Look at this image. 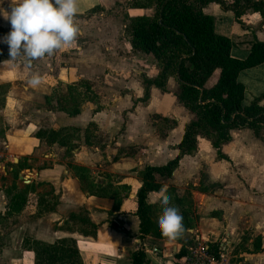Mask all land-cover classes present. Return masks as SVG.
Masks as SVG:
<instances>
[{"label": "crops", "instance_id": "1", "mask_svg": "<svg viewBox=\"0 0 264 264\" xmlns=\"http://www.w3.org/2000/svg\"><path fill=\"white\" fill-rule=\"evenodd\" d=\"M6 1L11 2V0H2V2ZM2 2H0V4H2ZM116 2H118V0H77L78 12L75 19H79L95 7H100V11L108 10L112 8ZM0 9H3L5 13L10 12V8L6 9V7L2 5H0ZM203 10L213 16L214 31L229 37L232 41L233 44L230 49L232 57L244 58L254 39L264 41V18H262L259 13L248 12L244 14L241 18L243 23L242 26L235 21L231 11L223 10L214 2L206 4ZM127 12L129 15L138 13L150 14L151 9L130 8L127 9ZM109 19L110 18L102 19L103 26L99 30H96V28H94L96 31L94 29L92 30L93 33L98 31V36L108 38V44H106L104 51L100 50V52H97L95 57L93 56L92 58L87 56L88 53L85 54L87 50L82 49V47L90 40L81 38L86 36V32L89 33L90 25H80L78 26L80 29L79 37L76 38L75 43L71 46L62 48L60 51V53L64 52L67 55L65 56L63 53L61 64L53 66L51 64L52 60H50L47 67L50 71L54 70V79L61 81L63 87L66 88L63 97L69 96V92L75 95L81 93L80 97L82 101L78 104V113L71 116L57 108L55 110L49 108L48 110L46 106H41L42 117L47 121L45 127H42V124L38 125L34 121L28 124L21 121V123L16 125V120L13 118H5L4 122H2L3 132L0 133V144H3L6 150L10 149L11 146L15 148L14 145H17L19 142H24L25 144L28 142L30 147L25 148H29L30 152H26L32 155H40L42 154L41 150H44L42 146L50 149L57 145H46L42 139L40 140L37 138L35 132L38 129L56 130L61 127H77L84 130L88 123L93 122L98 130L106 136L105 138L109 139V143L104 146V148L102 147V150H100L101 148L95 149L92 145L83 144L81 148L78 147L71 150L73 154L71 158H78L82 152L87 154H94L96 152V156L99 157H103V154L109 156L112 153L115 154L116 150L121 148L128 149L129 146H134L135 143L138 144L136 147L137 150L133 151L130 156L121 158L125 163H129L130 161V170L136 168L137 161L139 164L142 163L141 157L144 158L145 165H161L175 156L177 153L175 145L181 139L184 125L193 115L178 103L176 95L174 96L167 93V91L162 92L151 87L149 89V99L145 103L141 102L142 105L140 109L149 112H162L163 117L174 118V127L168 130L164 137H159L151 131L150 125L148 126L145 118L142 119L141 117L128 115L126 122L122 121L121 114H118L117 110L119 108H130V104L132 107V105H134L132 100L136 101L142 96L143 90L140 75L145 74L147 77L151 78L156 75L157 70L156 68L147 70L145 66V68L141 69L131 67L134 64L133 62L138 61L136 56L148 57V55L137 50H132L129 43V36H127L126 39H121L119 31L112 28L114 25L118 27L117 21ZM6 21L7 19L0 15V28H5L4 25ZM78 22L81 23L84 22V20H78ZM4 36L5 34H0V38ZM120 44L123 46L122 48L126 49L123 54L120 53L118 49L120 48ZM46 59L48 58L46 57ZM128 60H130V69L127 68L128 65L126 64L125 67L119 66L121 69L117 68L119 64L124 65L123 63H127ZM34 67L31 65H22L19 62L13 63L8 59L0 58V84L13 83L23 78L24 80L29 79L24 77L23 74L30 71L32 68L34 69ZM32 74H36V72L32 71L29 76H32ZM40 77L41 84L36 88L27 85L25 93H35V98L41 100L43 104L47 103V101L50 102L51 107L63 106L61 102L64 101V99H61V95L49 84L53 79H49V76L43 74L40 75ZM82 79L89 81L99 79L102 82V86L94 96L84 98V91L78 85L79 81ZM238 80L244 85L243 104L248 105L253 99L259 98V105L264 106V97H262L264 94V62L255 67L242 70L238 75ZM44 81L47 83H44ZM174 82L175 79L173 77L168 78L166 83L167 90H171L170 85L174 84ZM42 84L47 86H43ZM159 99L161 103L157 105ZM167 100L170 101L171 106L169 109L165 110L163 102ZM10 102L11 106L13 102L12 99H10ZM96 107H98L99 110H94ZM179 113H181L182 116H179ZM176 114L178 118L172 116ZM122 126H124L123 131L119 132L118 130H120ZM234 132L237 134H245L247 132V134H251L249 136L250 138H254L261 142V140L255 138L248 129H233L230 131V141L221 146V153L226 158H219L216 154V149L211 146L209 140L206 138H198L196 152L193 155L183 156L172 175L176 173L181 174L183 175L182 180H185L184 176H186L188 172L190 173L194 170L191 169L192 167H189V164L194 163L199 169L204 167L211 183L222 184V182L228 180L231 175H229L230 169L226 165V160L229 158L233 160L232 156L238 151V149H236L237 147H235V151L233 152L232 149L231 151L233 154H231L229 147L233 148L236 143H238V147H243L242 145H244V143L240 144L236 142L238 138L234 137ZM172 138H174L173 141L171 140ZM139 140H145L143 147H141L142 145L139 143ZM63 148L65 149V147H60V150ZM35 149L36 151H34ZM49 155L50 161H48V166L40 167L36 165L34 168H29L28 165H24L22 168L24 171L31 172V174L28 173V175H32L31 181L34 179V181L38 180L49 183L54 194L58 197V203L55 209L47 214H40L41 209L37 206V214L31 220L32 229H34V232H32L33 238L52 242L60 237H73L77 242L83 264H130V253L136 249L135 245L139 244V240L134 236L138 233V219L132 214L135 208V199H112L98 197L84 192L73 170L66 169L63 160L60 162L57 161L55 153H49ZM137 158L139 159L137 160ZM28 162L30 161L28 160L27 163ZM81 166L89 168L90 165L86 164ZM143 167H137L134 173H138ZM131 175L132 173H130V187L133 191H136L140 185V181L134 184ZM126 182L127 179L122 181V184H127ZM5 188L6 187L2 188L0 185V213L4 211ZM152 193L155 192L148 193L147 197ZM129 196L135 197V193L129 194ZM146 200L152 204L154 202V199ZM241 202L244 204L249 203L241 201V199H198L197 203L200 209L198 211L199 217L196 227L200 230L199 235L207 236L209 239L214 236L213 239H210L213 241L222 240L218 237L221 232L218 226H220L221 221L222 223L225 222L223 229L229 230L227 231L229 234L225 233L223 239L231 246L232 240L229 235H231L232 230L228 229L231 225L227 220L241 218L240 213L242 212V208L239 205ZM253 204L254 207L257 205L256 203ZM257 206L260 207L259 204ZM32 207L36 208L35 201ZM81 208L86 210L89 219L97 225L95 236H83L78 231L73 230L74 228L72 230L66 229V227L70 226H66L65 224L69 213L77 212ZM217 209L221 211V218L215 217V215H206V213ZM203 227H209L211 229L204 230ZM208 233L211 234L208 235ZM261 249L263 250L260 253L264 256V244ZM145 250L149 251L147 248ZM151 252L152 254H158L160 250L153 248ZM22 254L27 257V262L29 264L28 255H26L25 252H22ZM148 255L147 253L148 264H150ZM244 259L246 260L247 257Z\"/></svg>", "mask_w": 264, "mask_h": 264}, {"label": "trees", "instance_id": "2", "mask_svg": "<svg viewBox=\"0 0 264 264\" xmlns=\"http://www.w3.org/2000/svg\"><path fill=\"white\" fill-rule=\"evenodd\" d=\"M212 2L223 10L231 11L235 21L242 26L241 18L248 12H257L264 18V0H132L130 5L134 9L152 10L150 14L129 15L125 29L131 49L150 55L157 70L156 75L151 78L145 74L140 75L143 92L137 101L145 103L149 99L151 87L166 92L167 80L173 77L177 85L178 103L193 115L184 125L181 139L175 145V156L161 165H145L138 171L140 185L135 191V208L132 214L138 219L139 240L145 236L165 239L156 227L152 216L155 205L147 202V194L159 192L164 187L161 180L172 176L180 159L196 152L198 138L209 140L219 158H226L221 153V146L230 141V131L233 129H248L255 138L263 139L264 106L259 105V98L253 99L248 105L243 104L244 85L238 80V75L242 70L264 62V41L254 39L244 58L232 57V41L214 31L213 16L203 10L206 4ZM96 8L100 7L91 10ZM68 95L64 103L68 99H75L72 92ZM72 106L70 110L65 106H58L57 109L73 116L78 113V104ZM160 117L169 122L167 117ZM170 122V127L175 125V120ZM93 126L95 124L90 122L83 130L86 145H91L89 135ZM79 133L77 127H61L56 130L38 129L35 136L47 145L56 144L68 148L79 139ZM23 165L19 161L14 164L20 168ZM72 170L84 192L116 199V189L111 184L91 180L86 167L73 165ZM31 191V182L22 187L15 184L6 187L4 211L0 213V221L19 213L28 203V193ZM179 197L175 198V203L183 216L182 223L188 230L192 228L189 212L192 200ZM57 203L58 197L52 188L50 193L36 195L35 204L41 210L51 212ZM69 222H74L77 226L73 229L68 226ZM65 224L68 226L66 229L76 230L83 236H95L97 225L89 219L83 208L79 212L69 213ZM253 246L252 252L261 249L260 237H255ZM21 249L28 255L29 264H83L73 237H60L48 242L25 236L21 240ZM185 252V244H181L174 254L173 263ZM129 258L130 264H148L147 253L143 248L134 249Z\"/></svg>", "mask_w": 264, "mask_h": 264}, {"label": "rangeland", "instance_id": "3", "mask_svg": "<svg viewBox=\"0 0 264 264\" xmlns=\"http://www.w3.org/2000/svg\"><path fill=\"white\" fill-rule=\"evenodd\" d=\"M131 2L132 0H118V2H116L115 5L108 10L100 11V8H96L95 10L88 11L79 19H75V23L78 26L90 25L89 33L86 32V36L81 38L84 40H90L89 42L84 44V47H82V49L87 50L85 54L88 53V57H95V54L97 52H100V50L104 51L106 44H108L107 37L98 36V31L95 33H93L92 31L94 28H96V30H99L103 26L102 19L110 18L117 21L116 23L118 27L114 25L112 28H115L116 31H119V36L121 39H126L127 36H129L125 29V26L128 24L129 14L127 12V9L131 8ZM0 5L6 7V9L11 8L10 1L2 2V4ZM82 19L84 20V22L79 23L78 20ZM4 27L5 28L3 29L0 28V34L6 35L11 28L8 20L5 22ZM122 47L123 46L120 44V48L118 49L120 53L123 54L126 49ZM60 51L61 49L54 52V54L50 57L45 56L43 58L33 60L31 62V66H35L34 69L32 68L30 71L25 72L23 76L30 79L31 76H29V74L32 71L36 72V74L39 75L43 74L45 76H49V79H53L49 84L55 91H57L59 95H61V99H65L67 96L63 97V95H65L64 91L66 88L63 87L61 81L54 79V70L50 71L47 69L50 60H52L51 64L53 66H56L58 64H61V57H63L64 54L65 56H67L66 53L63 52V54L60 53ZM46 57L49 60L46 59ZM136 57L138 58V61L133 62L134 64L131 66L132 68L141 69L146 67L145 69L147 70L155 68L154 60L148 58L151 57L150 55H148V57ZM0 58L9 59L8 46L4 43H0ZM17 62L25 65L20 60H18ZM123 64L124 65L119 64L117 68L121 69V67H125L126 64L128 65L127 68L130 69V60H128L127 63ZM214 76L215 73L212 76V79L214 78ZM27 80L28 79L24 80L23 78L18 79L13 83L0 84V133L3 132L2 122H4V119L7 117L16 120V125H18V123H21V121L26 122L27 124L31 123V121H34L38 125L42 124V127H45V125H47V121L44 117H42L43 115L41 112V106H46L48 110L49 108H52L53 110L57 108V106L51 107V104L47 101V98V103L43 104L41 100L35 98V93H25L26 87L28 85ZM44 83L47 82L44 81ZM42 85L47 86L45 84ZM78 85L84 91V98H86L89 96H94L95 93L101 88L102 82L99 79H95L94 81L82 79L79 81ZM170 88L171 90L168 89L167 93L175 96L177 93L176 83L174 82V84L170 85ZM80 94L81 93H79V95L76 94L74 100L68 99L66 103L62 101L61 104L68 110L72 109L73 104H79V102L82 101ZM10 99H12L13 101L11 106ZM132 102L134 103L132 107L130 104V108H119L117 110V113L121 114L122 121L126 122V118H128V115H134L137 117H141L142 119L145 118L147 120L146 122L148 123V126L150 125L151 131H153V133L155 135H158L159 137H164L162 135L164 133L166 135L168 130L174 127H170V121H172V119L174 120V118H168L169 122H167L161 119L160 116L163 115L162 112L157 113L149 112L147 110L144 111L143 109H140L142 105L141 102H138L137 100H132ZM160 103L161 101L159 99L157 105ZM163 103L165 110L170 108L171 105L169 100L164 101ZM94 110H99V108L96 107ZM190 114L192 113L190 112ZM172 116L178 118L177 114ZM179 116H182L181 113H179ZM123 127L124 126H122L118 131H123ZM79 131V139L75 140L73 144H71L68 148H63L60 150V147L58 146H53V148L50 149L42 146L44 150H41L42 154L40 155H32L31 153H28L30 152L29 148H25L30 147L28 142L26 144L24 142H19L17 143V145H14L15 148H12L11 146L10 149L7 150L3 144H0L1 187H9L12 184H15L18 187H22L24 184L30 182L32 183V191L28 193V203H26L23 209L17 214L15 213L9 215L4 221H0V264H28L27 257L22 254L20 243L22 238L25 236L33 238L32 232H34V229H32L33 226L31 220L34 216H36V211L38 208L37 206L36 208H33L32 205L34 204V201H36V195L48 192L50 193V189L52 188L49 183L44 181H34V179L30 181L32 175L30 177H27V175L28 173L31 174V172L24 171L22 168L14 166V164H16L18 161L19 163L28 165L29 168H34V166L36 165L40 167L48 166V161H50L49 153H55L57 156L56 160L59 162L63 160L66 169L72 170L73 165H90L87 169L89 170V177L91 178V180L96 181L97 183L102 182L111 184L114 189H116V199H135L134 197L129 196V194L135 193V191H133V189L130 187V173H132L131 177L134 184H136L137 181H140L139 174H135L134 171L139 166L143 167L145 165V160L143 157H141L142 163L139 164L137 161L135 166L136 168L134 170H130V161L129 163H125L121 158L124 156H130L133 151L137 150L136 147L138 146V144L135 143L134 146H129L128 149H118L116 150L115 154L112 153L109 156L103 154V157H99L96 156V152L94 154H87L82 152L78 158L73 159L71 158L73 155L71 153V150L78 147L81 148V146L84 144L83 130L79 129ZM90 131L91 134L89 136L91 145L95 149L101 148L100 150H102V147L104 148V146L109 143V139L105 138L106 136H104V134L98 130L96 125L91 127ZM250 135L247 134V132L245 134H234V137L238 138L236 142H239L240 144L244 143V145H242L243 147H238V143H236L234 144L233 148L229 147L231 154H233V152L235 151V147H237L236 149H238V151L232 156L233 160H231L230 158L226 160V165L230 169L229 175H231V177L228 180L222 182V184L211 183L207 177L204 167L199 169V167L195 166L194 163L189 164V167H192L191 169L194 170H192L190 173L188 172V174L184 176L185 180H182L183 175L177 173L172 175L170 178L161 180L164 187L167 188L165 194L170 198V206H175L178 208V205H176L175 203V198L179 196H182L187 200H192V206L191 208H189V212L192 217V228H190L191 231H188V229L186 232H184L180 239L176 241H169L167 238L157 239L152 236H145L142 240H139L138 233L134 235L139 240V244L135 245L136 248H143L144 250L147 248L149 250L145 251L149 254L148 258L150 264H173L174 254L180 249L181 244H192L194 241L193 233L200 234V230L196 227V223L199 217L198 211L200 209V206L197 203L198 199H241V201L249 202L245 204L241 202L239 204L242 208V212L240 213L241 218L227 220V222H230L229 224L231 225L228 229L232 230L231 235H229L232 240L231 247L233 248V255L235 256L236 260L240 261L242 264H264V256H262V253H260L263 249H259L257 252H252V250H254L253 240L255 239V237H260L261 247L264 244V135L261 142L257 141L254 138H250ZM173 139L174 138H172L171 140L173 141ZM144 142L145 140H139V143H141L142 145L141 147H143ZM34 151H36V149ZM13 158H17V162H15ZM138 159L139 158H137V160ZM28 160L30 162L27 163ZM126 179L127 184H122V181H125ZM26 180H29L30 182H27ZM157 193L158 192L152 193L149 197H147V199H154L153 204L155 206L152 211V216L156 225L162 211L159 208V203L156 198ZM53 201L54 199L51 202ZM253 203H256L257 205L259 204L260 207H258L257 205H255L254 207ZM79 211L80 209L77 212ZM47 213V211L41 210L40 214L44 215ZM206 215H215V217L219 218L222 217L221 211L219 209L206 213ZM68 225H70L69 227L71 228H75L77 226L74 222H69ZM224 226L225 222L222 223L221 221L220 226H218L219 229H221V232L218 235L219 239H223L224 234L228 233L227 231H229L223 229ZM203 229L207 230L211 228L203 227ZM210 234L211 233H208V235ZM213 238L214 236L210 237V239ZM153 248L159 249L160 252L158 254H152L151 251ZM246 257L247 259L245 260L244 258Z\"/></svg>", "mask_w": 264, "mask_h": 264}, {"label": "clouds", "instance_id": "4", "mask_svg": "<svg viewBox=\"0 0 264 264\" xmlns=\"http://www.w3.org/2000/svg\"><path fill=\"white\" fill-rule=\"evenodd\" d=\"M2 2V0H0ZM77 0H11L10 12L0 9V15L10 23V31L0 43L8 46V56L13 63L20 60L26 66L31 62L75 43L80 29L75 23ZM27 84L36 88L41 84L39 74H33ZM162 187L156 194L162 210L157 229L169 241L178 240L187 231L179 209L170 206V198Z\"/></svg>", "mask_w": 264, "mask_h": 264}, {"label": "built area", "instance_id": "5", "mask_svg": "<svg viewBox=\"0 0 264 264\" xmlns=\"http://www.w3.org/2000/svg\"><path fill=\"white\" fill-rule=\"evenodd\" d=\"M193 236V243L185 244L186 252L173 264H242L236 260L225 239L213 241L197 233H193Z\"/></svg>", "mask_w": 264, "mask_h": 264}, {"label": "water", "instance_id": "6", "mask_svg": "<svg viewBox=\"0 0 264 264\" xmlns=\"http://www.w3.org/2000/svg\"><path fill=\"white\" fill-rule=\"evenodd\" d=\"M13 160H14L15 162H17V158H13Z\"/></svg>", "mask_w": 264, "mask_h": 264}, {"label": "bare ground", "instance_id": "7", "mask_svg": "<svg viewBox=\"0 0 264 264\" xmlns=\"http://www.w3.org/2000/svg\"><path fill=\"white\" fill-rule=\"evenodd\" d=\"M27 177H30V174H29V175H27Z\"/></svg>", "mask_w": 264, "mask_h": 264}]
</instances>
